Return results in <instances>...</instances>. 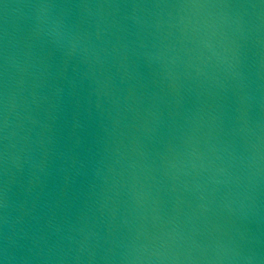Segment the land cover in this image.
I'll return each instance as SVG.
<instances>
[{
  "label": "water",
  "instance_id": "water-1",
  "mask_svg": "<svg viewBox=\"0 0 264 264\" xmlns=\"http://www.w3.org/2000/svg\"><path fill=\"white\" fill-rule=\"evenodd\" d=\"M3 264H264V0H0Z\"/></svg>",
  "mask_w": 264,
  "mask_h": 264
},
{
  "label": "clouds",
  "instance_id": "clouds-1",
  "mask_svg": "<svg viewBox=\"0 0 264 264\" xmlns=\"http://www.w3.org/2000/svg\"><path fill=\"white\" fill-rule=\"evenodd\" d=\"M0 264H3V261L2 260H0Z\"/></svg>",
  "mask_w": 264,
  "mask_h": 264
}]
</instances>
